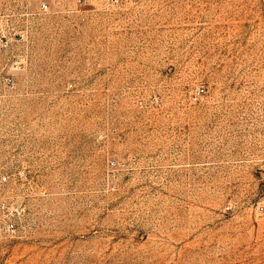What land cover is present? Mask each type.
<instances>
[{
	"label": "rangeland",
	"instance_id": "rangeland-1",
	"mask_svg": "<svg viewBox=\"0 0 264 264\" xmlns=\"http://www.w3.org/2000/svg\"><path fill=\"white\" fill-rule=\"evenodd\" d=\"M0 0V264H264V0Z\"/></svg>",
	"mask_w": 264,
	"mask_h": 264
},
{
	"label": "built area",
	"instance_id": "built-area-1",
	"mask_svg": "<svg viewBox=\"0 0 264 264\" xmlns=\"http://www.w3.org/2000/svg\"><path fill=\"white\" fill-rule=\"evenodd\" d=\"M116 1H118V0H116ZM48 7H49L48 1H46V0L42 1L41 8L42 9H48Z\"/></svg>",
	"mask_w": 264,
	"mask_h": 264
}]
</instances>
